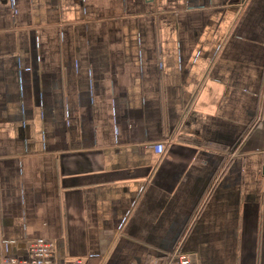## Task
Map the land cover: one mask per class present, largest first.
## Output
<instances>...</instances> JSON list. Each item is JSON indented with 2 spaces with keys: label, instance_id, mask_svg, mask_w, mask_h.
Segmentation results:
<instances>
[{
  "label": "crops",
  "instance_id": "1",
  "mask_svg": "<svg viewBox=\"0 0 264 264\" xmlns=\"http://www.w3.org/2000/svg\"><path fill=\"white\" fill-rule=\"evenodd\" d=\"M264 264V0H0V259Z\"/></svg>",
  "mask_w": 264,
  "mask_h": 264
},
{
  "label": "built area",
  "instance_id": "2",
  "mask_svg": "<svg viewBox=\"0 0 264 264\" xmlns=\"http://www.w3.org/2000/svg\"><path fill=\"white\" fill-rule=\"evenodd\" d=\"M54 242L48 238L41 237L29 243L26 257L4 256L0 264H54ZM193 256L177 247L162 262L154 264H197ZM77 264H86L83 259H77Z\"/></svg>",
  "mask_w": 264,
  "mask_h": 264
}]
</instances>
